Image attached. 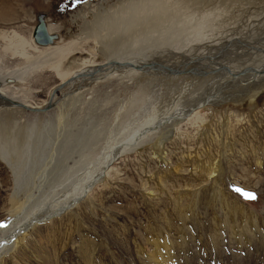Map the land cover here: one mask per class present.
Returning <instances> with one entry per match:
<instances>
[{
    "label": "rangeland",
    "instance_id": "obj_1",
    "mask_svg": "<svg viewBox=\"0 0 264 264\" xmlns=\"http://www.w3.org/2000/svg\"><path fill=\"white\" fill-rule=\"evenodd\" d=\"M61 1L0 0V32L30 41L29 51L35 53L41 48L32 38L38 14H47L46 25L54 26L53 33L58 35L53 45H62L81 36V27L90 16L77 19L80 10L96 2L118 0H80L68 11L51 10ZM230 1L220 2L230 4L231 9ZM237 3L241 10L231 12L235 17L229 13L232 20L223 21V16L216 23L214 37L218 39L214 46L205 42L178 49L179 35L169 41V37L156 32L153 42L133 46L127 53L159 57L180 69V64L189 60L188 49L200 47L199 52L204 53L229 43L223 50L227 62L235 70L242 68L245 73L240 76L249 80L259 52L237 42L231 45L225 37L231 35L264 50V0ZM82 39L74 44L67 62L78 59L86 66L104 63L106 51L102 46L107 41L99 44L91 37L84 42ZM12 51L0 38L1 75L25 65L24 60L13 57ZM205 63L190 64L191 77L186 71L174 75L157 69L143 77L104 72L103 78L86 85L81 93L62 99L63 105L53 111L36 115L0 112V154L5 153L3 158L9 161L12 158L11 165L0 159L3 224L36 207L50 209L54 205L49 206L50 201L74 192L90 168L97 171L103 148L113 139V151L132 148L105 166L106 176L97 179L85 199L60 216L29 228L21 246L0 264H87L81 257L83 249L92 255L91 264H157L149 258L156 246L165 254L163 264H264V80L258 79L259 91L250 98L247 94L251 93L241 90L243 85L235 83L225 89L227 83L219 81L220 71ZM60 80L42 68L3 88L8 95L39 105L48 100ZM215 85L224 89L214 103V113L200 109L189 117L179 115L177 131L168 132L163 145L156 146L159 156L153 155L152 145L167 129L165 126L142 127L140 132H150L146 140L138 141L137 134L128 139L131 128L143 124L151 109L157 108L159 115L177 96L181 105L194 108L195 102L205 100ZM247 86L251 91L252 86ZM132 101L140 107L127 118V104ZM126 118L129 124L125 121L121 125ZM127 139L140 144L135 148L133 144L124 145ZM83 156L89 157H84V164L92 162L85 165L87 168L81 163ZM211 159L218 163V169L213 177H206L197 167ZM10 169L16 170V175ZM64 178L66 181L61 180ZM236 188L254 194L255 199H246ZM14 199L22 203L19 215L10 212Z\"/></svg>",
    "mask_w": 264,
    "mask_h": 264
},
{
    "label": "bare ground",
    "instance_id": "obj_2",
    "mask_svg": "<svg viewBox=\"0 0 264 264\" xmlns=\"http://www.w3.org/2000/svg\"><path fill=\"white\" fill-rule=\"evenodd\" d=\"M220 1L223 0H118L117 3L113 2L110 4L106 3V1L96 2L92 7L88 5L87 8H85L84 10H80L79 13L75 15L77 19L82 20L84 18L86 19L88 15L90 16L88 22L85 24L83 23L84 25L81 27V36L79 35L78 37H75V40L69 41L62 45H53V43L56 42L55 40L58 39L57 35L56 39H54L50 44L40 45L35 41L32 32L33 42H35L38 46H41V48L36 50L35 53L29 51L31 45L30 41L25 40L21 36L12 34L11 32H0V38L7 42V48L9 49V51H12L13 47V57L20 58L25 61V65L21 67H16L15 69L11 70L10 72H7L4 75L0 74V112H11L12 114L17 112H30L35 113L36 115L37 113H43L45 111H53V109H56L59 104L63 105V103H61L62 99H69L67 97H69L70 95H74L79 92L81 93L82 89L86 87V85H89L91 82H95L96 80L103 78V76L105 75L104 72H126L132 75H137V77H143L146 75V73H148L149 70L157 69L161 73L168 74L170 71H173L174 75H181L184 74L186 71L187 75H189V71L193 73V71L188 68L190 64L195 63V65L202 66L204 62H206L205 64L207 65H213V68L215 70L217 69L218 71H220L221 78L219 81H221L222 83H227L226 85H223L225 89H230V87H232L233 85L236 86L235 83H237L239 85L244 86L240 87L241 90H244V94L251 93L247 94V96H249L250 98H254L255 94L259 91V85L257 83L258 79H261V81L264 80V78L262 77V75H264V50L258 47L256 48V46L254 45H248V43H244V41L238 40L237 37H231V35H228L227 37L224 36L225 42H231V45L233 44V42H237V44H241L247 48L252 49L253 51L259 52L258 55L260 61H256V64L253 65V72L248 74V77L252 74V77L250 76L251 79L249 80L242 79V77L240 76L245 73L242 68L239 70H235V67L233 69L229 62H227V52H224L223 50H226V48L229 46V43L222 45L219 49L216 48L215 51L209 50L204 51V53L199 52L198 49L200 47L197 50L193 48L188 49L186 52L189 53H187L189 55V60L185 62L182 61L183 63L180 64L182 65V67L180 69H176V65L174 66L170 63L162 62L163 60L159 57H140V54L139 56L138 54H129L131 52L127 53L130 49H134L131 48L133 46H140L144 42H153V40L156 39L153 38L156 32H161L160 34H164L166 38L169 37V41L173 40L174 35H179L180 39L176 40L177 42H179V45L177 46L178 49L190 44H200L205 42H210L211 46H214L217 43L218 39L217 36L214 37V34L217 33L215 27L217 25L216 23L219 20L222 21L223 16L225 17H223V21L232 20L235 16L232 15L231 12H235V9L240 8L241 5L237 3L238 0H232L233 2H230H232L233 5H231L232 7L230 9V4H225L224 2ZM229 13H231V15L234 17L232 18ZM240 13L242 14L244 12ZM222 23L223 22H221V24ZM84 26H86V28ZM54 29V26L48 24L46 25V31L48 35H56L53 33ZM82 36V42H84V39L88 40L90 37L91 39L93 38L99 44L104 43V40L107 41V43H105L103 46L101 44L102 49L106 51V57H103L106 59H104V63H97L93 64L92 66H86L83 62L79 61L78 59H72L71 61L67 62L69 54L71 53V51L74 50V44H76L78 39H80ZM249 42L251 43V41ZM198 44L196 46H198ZM169 60L170 59H168V61ZM65 62L67 63V66H65ZM42 68L49 70L61 79L59 84H57L56 87L51 90L48 100L44 103L39 105L30 104L26 101L19 99L15 95H8L4 92V86H8L9 83H11L12 81H21V79H23V76L27 74L32 75L34 70H40ZM70 69L72 70L70 71ZM198 73H200V71ZM247 85L252 86L251 91H249V87ZM223 87L215 85V89L213 90V92H208V94L205 95V100H203L200 104H198V102H195L194 108L192 107L188 109L186 106L181 105L180 100L177 96L176 98H174L171 104H169L166 110L163 111V113H160L158 115L157 108L151 109L150 113L147 116L145 115V122H142L143 124H140L138 125V127H134L133 129L131 128V130L133 131L129 133L128 139H130L131 136H136L137 134L138 141L146 140L150 135V132H140V129L142 127H146L151 124L152 126L150 128L153 129L155 125L158 129V127L165 126V128L167 129L164 130L162 134L159 133L160 137L157 140L155 139L156 142L154 141L152 145L153 155L159 156V154L156 152V146L158 148L163 145L164 140H167L168 138L166 137L164 139V136L168 132L170 134H173L175 131H177L178 124L181 122V119L179 120L178 116L185 114L186 117H189L190 115L196 113V110L200 109L214 113V111L216 110L213 107L215 106L214 103L215 101H218L219 94H222V90L224 89ZM57 93H59V96H57ZM238 96L240 98L241 94ZM139 100L140 99H138V101ZM9 101L24 105L28 109L20 107H11L10 105H7ZM50 102L52 103L51 106H53H50L52 109L46 107ZM127 105L128 107L126 110L128 111L126 114L124 113V116H127V118L131 117V115H134L133 110L135 108L140 107L135 101H132ZM127 118L122 123H119L122 125L125 121V124L130 122L129 120L127 121ZM154 120H156L155 123H153ZM120 139L121 138H119V140ZM128 139L124 140V145H134L135 142L130 143ZM113 141L112 143L110 142V146H108L107 144L105 145V148H103L105 149L104 157L102 161L100 160V164L97 163V171L96 168L94 170H91L90 168L91 172L88 173L86 176L84 175L85 177L83 176V181L81 182L82 179L79 181L80 186L76 188L74 192H70V194L68 193L67 195L65 193V195L61 197L59 196L58 200H54L53 202L50 201L48 203L49 206L54 204L53 206H51L50 209L36 207L31 209L30 211H24V213L22 214L23 216H18L20 217L18 219H16L15 216V219H13L11 222L7 220L8 222L6 224L4 223L6 227H0V263L6 257V255L21 246L23 237L29 228L31 229L32 226V228H34V226L38 223L48 221L52 218L60 216L61 213L64 212V210H69L73 206L77 205L80 200L85 199L90 188L94 186L95 182H97V179H99L100 181V179H102L101 176L105 175L106 170H108V168L105 169V166L110 164L111 161L118 158L129 149H132L127 148L125 146L123 147L122 145L123 149L121 151H113ZM118 142L119 141H117V143ZM121 143L123 144V142ZM121 143L119 142L118 145ZM138 144H140V142H136V145H134L133 148H135L136 146L138 147ZM4 155L5 153L3 154V156ZM3 156L0 154V159L4 160L8 165H11V156L8 155L10 161L9 159H7L8 157L6 158L5 156L3 158ZM84 157L89 158L88 156H83L81 159L82 165L84 164ZM7 164L5 165L7 166ZM90 164H84L83 166H90ZM217 164L218 163L213 160L207 161L206 163L203 162L200 165L198 164L197 170L202 172L206 177H213L218 169ZM103 167L105 170H102ZM12 170L10 169V171ZM14 171L16 172V170H13L12 175H16ZM61 180L64 181L65 178ZM76 185H78V183ZM11 203V213L18 214L22 211V203H18L17 199H14V201H12ZM156 249V252H153L154 255L152 254L149 258L157 264H163L165 254H161L157 246ZM81 257L83 262L91 264L92 255L88 250L85 251L83 249L81 251Z\"/></svg>",
    "mask_w": 264,
    "mask_h": 264
},
{
    "label": "water",
    "instance_id": "obj_3",
    "mask_svg": "<svg viewBox=\"0 0 264 264\" xmlns=\"http://www.w3.org/2000/svg\"><path fill=\"white\" fill-rule=\"evenodd\" d=\"M37 21H38V23L36 24V26L33 30V37H34L35 41L40 45L50 44L54 39H56L57 35H48V33L46 31V23H45V19H44L43 15L38 14ZM169 73H173V71H170ZM51 104H52L51 102L48 103V105L46 107L47 108L53 107V106H51ZM7 105H10L11 107H20V108L28 109L24 105H20V104L11 102V101H9Z\"/></svg>",
    "mask_w": 264,
    "mask_h": 264
},
{
    "label": "flooded vegetation",
    "instance_id": "obj_4",
    "mask_svg": "<svg viewBox=\"0 0 264 264\" xmlns=\"http://www.w3.org/2000/svg\"><path fill=\"white\" fill-rule=\"evenodd\" d=\"M60 1V0H58ZM80 0H62L59 5L52 6L51 10L55 12H61V11H68L76 6V3H79ZM63 3V4H62ZM45 17L47 14L45 13H40ZM55 34V33H54ZM57 34V33H56Z\"/></svg>",
    "mask_w": 264,
    "mask_h": 264
},
{
    "label": "snow or ice",
    "instance_id": "obj_5",
    "mask_svg": "<svg viewBox=\"0 0 264 264\" xmlns=\"http://www.w3.org/2000/svg\"><path fill=\"white\" fill-rule=\"evenodd\" d=\"M235 191H237V192H239L241 195H243L246 199H255V196H254V194H252V193H248V192H245L244 190H242V189H238V188H236V189H234ZM0 227H6V225L5 224H3V223H0Z\"/></svg>",
    "mask_w": 264,
    "mask_h": 264
}]
</instances>
